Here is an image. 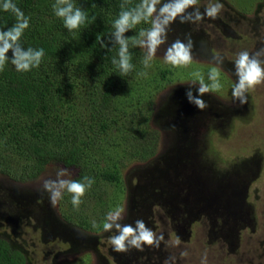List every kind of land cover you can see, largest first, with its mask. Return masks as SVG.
Returning a JSON list of instances; mask_svg holds the SVG:
<instances>
[{"label": "rangeland", "instance_id": "374dc122", "mask_svg": "<svg viewBox=\"0 0 264 264\" xmlns=\"http://www.w3.org/2000/svg\"><path fill=\"white\" fill-rule=\"evenodd\" d=\"M215 3L223 6L215 19H177L170 26L151 66L132 71L117 111L103 117L108 128L90 132L84 167L94 183L78 208L67 190L53 205L43 189L61 169L67 170L63 179L75 180L78 168L56 164L30 177L12 166L0 173V239L24 264H164L171 257L174 264H201L205 255L206 264H264V82L248 90L244 105L232 95L238 54L264 48V0H198L196 7L203 13ZM186 33L194 41L192 63L174 67L165 51ZM212 68L222 87L201 97L209 105L201 111L186 91L197 94L195 73L211 84ZM89 105L88 93L76 91L58 128L73 124ZM142 129L144 140L129 138ZM117 208L121 224L134 227L140 219L163 234L160 247L114 251L116 230L103 224Z\"/></svg>", "mask_w": 264, "mask_h": 264}, {"label": "trees", "instance_id": "16d2710c", "mask_svg": "<svg viewBox=\"0 0 264 264\" xmlns=\"http://www.w3.org/2000/svg\"><path fill=\"white\" fill-rule=\"evenodd\" d=\"M3 3L0 0V30L6 31L16 23V17L3 10ZM12 3L29 18V27L20 38L21 46L43 48L45 54L38 67L18 72L9 51V59L0 71V166L5 164L0 173L7 174L9 167L22 166L33 177L57 164L78 168L75 181L82 183L85 177L92 180L84 167L89 134L108 128L103 117L117 111L119 91L145 58L140 46L133 45V38L140 39V32L147 30L150 22L142 21L125 33L134 66L127 75H122L112 62L114 58L119 60V45L112 43L113 25L121 11L134 8L141 0H72L87 16L85 23L73 31L65 28L63 19L55 15L56 0ZM98 37L107 47H101ZM79 90L88 93L90 110L79 114L73 124L66 123L59 129L58 116L65 113L70 97ZM144 134L143 129L132 130L129 138L144 140ZM142 151L144 156L149 148ZM105 177L117 180L116 174L108 173ZM0 264H24L22 254L3 239Z\"/></svg>", "mask_w": 264, "mask_h": 264}, {"label": "clouds", "instance_id": "9594fccd", "mask_svg": "<svg viewBox=\"0 0 264 264\" xmlns=\"http://www.w3.org/2000/svg\"><path fill=\"white\" fill-rule=\"evenodd\" d=\"M198 0H141V3L129 10L121 11L119 18L114 22L115 31L112 34V43L119 45V60L113 59V64H116L122 75H127L133 69L131 55L129 53V38L125 33L131 30L140 22H150L151 27L140 32V39L133 38V45L147 49L146 56L143 60L145 68L151 66L150 61L155 57L157 49L165 44L168 39V31L170 26L179 19L180 23H196L208 17L215 19L223 7L219 3L210 4L201 13L196 7ZM159 6V7H157ZM4 11H11L16 17V23L6 31L0 30V71H3L7 60L8 53L11 51V63L15 66L18 72L30 71L34 67H38L44 56V49L23 48L20 44L24 30L29 27V18L25 17L24 13L14 4L12 0H4L2 4ZM124 8V5H121ZM192 9L191 12L188 9ZM54 13L57 17L63 19L64 26L69 31L77 30L85 23L86 13L79 7H76L72 0H56L53 5ZM101 47H107L102 39L98 37ZM186 40V42H185ZM185 40L176 39L166 49L164 60L174 67L187 66L192 63L194 41L190 33L185 34ZM264 48H261L254 54H249L247 51H242L238 54L235 60V75L238 78L234 85L232 95L235 100H238L240 105L246 104L248 90L264 82ZM217 64L222 63V58L218 55L212 57ZM147 73H140L146 75ZM199 79V87L197 94L194 95L191 88L186 91L187 100L194 104L198 109L203 111L209 105L205 103L202 96L209 91H219L222 87L220 83V72L217 68H212L208 73V79L211 84H206L203 76L195 73ZM67 175L66 169H61L57 172L55 180H45L43 189L50 195V200L53 205L61 198L62 193L67 192L72 194V204L78 208L82 203L81 198L84 196L86 189L90 188L93 180L85 177L86 183H81L75 180L63 179ZM123 209L117 208L107 214L106 222L103 224L105 231L116 230V235H113L111 244L116 252H127L132 248L139 251L144 250V246L160 247V242L164 240L163 234L157 236L155 232L149 229L143 220H136L135 226L131 224H121L123 219ZM95 226V221H93ZM182 256H187V252H182ZM174 257L166 259L164 264H174ZM201 264H206V255L202 259Z\"/></svg>", "mask_w": 264, "mask_h": 264}]
</instances>
